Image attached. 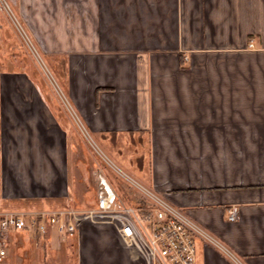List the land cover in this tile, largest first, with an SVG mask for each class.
<instances>
[{"label": "crops", "instance_id": "0c3cea01", "mask_svg": "<svg viewBox=\"0 0 264 264\" xmlns=\"http://www.w3.org/2000/svg\"><path fill=\"white\" fill-rule=\"evenodd\" d=\"M48 3L64 7L49 32L66 53L67 98L90 132L111 148L116 164L185 209L244 264H264V0ZM3 99L13 111L0 104L1 181L8 123L9 140L18 145L14 158L30 159L26 163L34 169L44 164L39 142L54 141L47 132L67 131L46 100L38 110L46 123L25 119L28 136L21 147L15 124L37 113L45 97L26 94L24 110L10 95L0 94ZM97 178L90 200L102 178L120 195L112 176L100 170ZM233 207L236 220L229 219ZM98 231L81 230L76 242L67 236L74 251L60 260L145 264L114 227L105 226L104 235ZM11 243L8 264H35L37 255L23 251L32 241ZM196 246V264H235L200 239Z\"/></svg>", "mask_w": 264, "mask_h": 264}, {"label": "rangeland", "instance_id": "374dc122", "mask_svg": "<svg viewBox=\"0 0 264 264\" xmlns=\"http://www.w3.org/2000/svg\"><path fill=\"white\" fill-rule=\"evenodd\" d=\"M6 1L28 37L22 36L14 20L7 10L1 7L2 4L0 3V94L3 96L10 95V98L17 99L21 110L27 109L29 106L25 100L26 94L32 91L38 94L41 92L45 97V100L41 99L40 101L43 103V107L39 104L35 106V108L38 107L37 113H29L28 116L26 115L27 117L23 116V122L17 116L15 117L14 120H19L20 123L15 124L14 137L17 136L19 146H25V140L28 136L24 129L28 126L25 119L34 120L32 117L34 116L37 122L43 121L38 110L46 107V100L57 118H60L67 126V131L47 132L48 136L54 138V141L51 139L46 143L44 137L43 141L39 142V160L41 158L44 164H39L37 169H34L35 166L26 163L30 159L24 158L20 162L14 158L13 153L16 152L18 145L12 146L13 142L9 140V137L12 136V132H10L12 127L10 123L6 125V132H4L6 138L4 137L5 140L3 141L5 162L2 166L5 178L0 180V210L45 208L43 206H46L45 209H58L66 206H75L80 209L88 208L93 201L89 199L91 192L98 189L99 178L97 176L100 170L112 176L114 181L119 184L120 196L124 201L133 205L143 203L141 195L125 181L117 168L112 167L111 163H117V160L113 157L111 148H107L92 134L100 149L112 161L100 155V149L96 148L83 134L50 79V76L53 77L60 89L67 95L65 82L66 53H60L58 40L56 41V38L49 32L53 23V16L56 18L58 15L64 17V7L51 6L49 3L47 5L46 0ZM32 45L35 47L34 51ZM37 53L44 60L45 69L39 62ZM48 73L51 75L49 76ZM67 97L69 98L68 95ZM1 103H4V109L13 111V106L9 102L3 99L0 101ZM43 122L46 123L45 120ZM65 133L66 137H64ZM37 134L41 136V133L37 132ZM44 134L46 136V130ZM119 167L121 168V166ZM66 188L67 193H65ZM94 197L93 194L92 199ZM94 226L100 230L101 234L98 231V233L96 232L97 235H104L102 229L105 226H97L89 222H86L81 230L85 229L91 235L96 228ZM78 235L79 233L76 236H69L54 231L47 236H41L32 231L14 230L11 231L10 237L11 239L33 242L29 243L27 248L24 247L23 251L26 250L27 254L37 255L35 264H65V259L60 260L59 256H65L74 251L67 244V236L76 242ZM11 239L8 249L9 255L12 251ZM43 256H46L44 261H42ZM28 261L31 263L30 259Z\"/></svg>", "mask_w": 264, "mask_h": 264}, {"label": "built area", "instance_id": "2783aa9c", "mask_svg": "<svg viewBox=\"0 0 264 264\" xmlns=\"http://www.w3.org/2000/svg\"><path fill=\"white\" fill-rule=\"evenodd\" d=\"M0 3L1 7L5 8L12 17L22 36L28 37L8 2L0 0ZM249 45L252 46V43ZM32 50H35L33 45ZM37 54L39 62L45 69L46 66L41 56ZM48 75L50 76L51 73ZM50 79L83 134L96 148L100 149L57 81L51 76ZM99 153L107 160H111L103 150L100 149ZM111 164L141 195L143 203L137 205L127 203L113 185L102 178L101 188L91 206L85 209L63 207L0 210V264H8L11 231H32L41 236L57 231L65 235L76 236L86 222L97 226L114 227L126 244L144 259L145 264H196L198 239L224 253L235 264H244L241 258L224 242L192 218L185 209L175 205L154 188L145 185L124 171L116 163ZM237 218L238 208L233 207L229 211V219L236 220Z\"/></svg>", "mask_w": 264, "mask_h": 264}, {"label": "trees", "instance_id": "16d2710c", "mask_svg": "<svg viewBox=\"0 0 264 264\" xmlns=\"http://www.w3.org/2000/svg\"><path fill=\"white\" fill-rule=\"evenodd\" d=\"M181 61H182V64H184V59H183V57H181Z\"/></svg>", "mask_w": 264, "mask_h": 264}, {"label": "bare ground", "instance_id": "6f19581e", "mask_svg": "<svg viewBox=\"0 0 264 264\" xmlns=\"http://www.w3.org/2000/svg\"><path fill=\"white\" fill-rule=\"evenodd\" d=\"M43 60V59H42ZM43 62H44V60H43ZM45 63V62H44Z\"/></svg>", "mask_w": 264, "mask_h": 264}]
</instances>
